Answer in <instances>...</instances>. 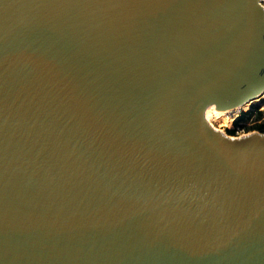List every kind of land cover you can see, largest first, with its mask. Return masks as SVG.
<instances>
[{
  "label": "water",
  "instance_id": "water-1",
  "mask_svg": "<svg viewBox=\"0 0 264 264\" xmlns=\"http://www.w3.org/2000/svg\"><path fill=\"white\" fill-rule=\"evenodd\" d=\"M263 0H0V264H264Z\"/></svg>",
  "mask_w": 264,
  "mask_h": 264
},
{
  "label": "rangeland",
  "instance_id": "rangeland-1",
  "mask_svg": "<svg viewBox=\"0 0 264 264\" xmlns=\"http://www.w3.org/2000/svg\"><path fill=\"white\" fill-rule=\"evenodd\" d=\"M263 5H264V3H263ZM262 100H264V93L262 95H260L259 97H257L256 99H254L253 101L245 104L244 106L237 108L233 111L226 112L222 115H216L215 114L216 109L214 107L210 106L206 109L207 112H205V117L206 118L208 117L207 118V119H209L208 122H210V124H212V126L214 128H216L217 130L223 132L224 134H226L228 136H231L228 133V130L234 128V120L241 114L242 111L250 110L252 105L261 103ZM260 111L264 112V103L262 104ZM256 122L257 123H263L264 118L257 120L256 114L253 115L252 119H250L246 123L242 124V126H240L241 128H245V130L240 128L241 130H244L243 134H249V133H255V132L262 133L258 130L250 129V127L252 125H254Z\"/></svg>",
  "mask_w": 264,
  "mask_h": 264
},
{
  "label": "trees",
  "instance_id": "trees-1",
  "mask_svg": "<svg viewBox=\"0 0 264 264\" xmlns=\"http://www.w3.org/2000/svg\"><path fill=\"white\" fill-rule=\"evenodd\" d=\"M264 103V100L261 101V103L254 104L251 106L250 110L248 111H242L241 114L234 120V128L228 130V133L231 136H236L237 128H241L242 124L246 123L250 119H252V116L256 114L257 120H260L261 118H264V112L260 111V108L262 104ZM244 129L245 128H241ZM250 129L258 130L262 133H264V122L263 123H255L250 127Z\"/></svg>",
  "mask_w": 264,
  "mask_h": 264
},
{
  "label": "bare ground",
  "instance_id": "bare-ground-1",
  "mask_svg": "<svg viewBox=\"0 0 264 264\" xmlns=\"http://www.w3.org/2000/svg\"><path fill=\"white\" fill-rule=\"evenodd\" d=\"M264 1V0H263ZM264 3V2H263ZM258 96L256 95V97L254 98V99H256ZM253 99V100H254ZM252 100V101H253ZM251 102V101H250ZM245 104H247V102L245 103V102H243V103H241V104H238V105H235L234 107H232V108H229V109H223V110H220V109H218L216 106H214V105H212L211 107H214L216 110H215V114L216 115H222V114H224V113H226V112H229V111H233V110H235V109H237V108H240V107H242V106H244ZM207 112V111H206ZM208 118V117H207ZM206 118V119H207ZM207 120H209V119H207ZM210 123V122H209ZM212 125V124H211Z\"/></svg>",
  "mask_w": 264,
  "mask_h": 264
},
{
  "label": "built area",
  "instance_id": "built-area-1",
  "mask_svg": "<svg viewBox=\"0 0 264 264\" xmlns=\"http://www.w3.org/2000/svg\"><path fill=\"white\" fill-rule=\"evenodd\" d=\"M243 131H244V130H241L240 128H237L236 136L239 137V136L247 135V134H243Z\"/></svg>",
  "mask_w": 264,
  "mask_h": 264
}]
</instances>
